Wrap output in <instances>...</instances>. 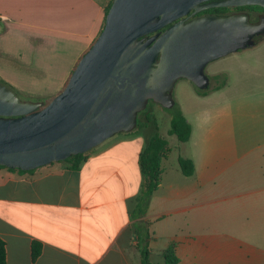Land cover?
<instances>
[{
	"label": "crops",
	"instance_id": "crops-1",
	"mask_svg": "<svg viewBox=\"0 0 264 264\" xmlns=\"http://www.w3.org/2000/svg\"><path fill=\"white\" fill-rule=\"evenodd\" d=\"M110 2L0 0V78L26 101L49 102L99 35ZM260 61L212 74L228 79L200 105L196 178H163V159L160 185L136 219L138 157L158 132L146 116L139 130L90 150L78 170L64 162L32 175L0 169L5 264H141L138 222L149 223L150 256L173 243L180 264H264V73L248 75L264 70V49ZM33 241L42 247L35 261Z\"/></svg>",
	"mask_w": 264,
	"mask_h": 264
},
{
	"label": "water",
	"instance_id": "water-1",
	"mask_svg": "<svg viewBox=\"0 0 264 264\" xmlns=\"http://www.w3.org/2000/svg\"><path fill=\"white\" fill-rule=\"evenodd\" d=\"M264 0H112L104 26L48 103L22 101L0 82V166L29 171L132 132L149 101L165 109L185 79L208 87L206 66L254 46L264 19L206 14Z\"/></svg>",
	"mask_w": 264,
	"mask_h": 264
},
{
	"label": "trees",
	"instance_id": "trees-1",
	"mask_svg": "<svg viewBox=\"0 0 264 264\" xmlns=\"http://www.w3.org/2000/svg\"><path fill=\"white\" fill-rule=\"evenodd\" d=\"M104 11V20L105 16L110 8V5ZM230 11L232 12H244V13H264V8L258 6H244V7H237V8H214L210 10L203 11L202 13L198 14H217V15H226ZM104 26V22H103ZM102 26V28H103ZM102 30V29H101ZM101 32V31H100ZM258 43L256 40L254 46ZM218 77V76H216ZM225 85V79L217 86L216 89L223 87ZM194 89L197 94L204 95L205 90H198L195 86ZM48 103V102H47ZM46 104V103H45ZM145 110L142 111L140 114H145ZM146 121L148 119L146 118ZM143 127V124L138 121L136 128L133 130H139ZM192 133V128L186 118L183 116L181 111H177L170 119L168 135L175 136L176 139L180 143H186L189 141L190 136ZM170 147L168 141L163 138L159 133H154V135L148 140L144 149L140 152L138 157V165L140 169V173L142 175V190L140 195L136 198V205L133 212V218H138L144 214L145 209L147 208L150 198L154 194V192L158 189L161 177H162V160L166 159L170 153ZM88 152L84 154H77L74 156L69 157L64 163L71 170H78L79 167L87 160ZM178 166L183 176L191 177L194 174L195 167L194 163L191 159L179 157L178 158ZM0 169H6L10 172L18 173L19 175H32L37 169L23 171L20 169H10L6 167L0 166ZM136 231V249L138 250L140 257H141V264H153L149 260L150 251L148 248V243L150 239V232H149V223L147 222H138L135 225ZM41 244L37 241H33L31 244V259L35 261L41 253ZM175 246L171 243L166 250L163 251L161 254L163 258V264H180L178 259L175 255ZM0 264H5V244L0 239Z\"/></svg>",
	"mask_w": 264,
	"mask_h": 264
},
{
	"label": "rangeland",
	"instance_id": "rangeland-1",
	"mask_svg": "<svg viewBox=\"0 0 264 264\" xmlns=\"http://www.w3.org/2000/svg\"><path fill=\"white\" fill-rule=\"evenodd\" d=\"M257 41L258 43L251 48L240 50L238 51L239 53L235 52L229 54L225 57L210 62L206 66L204 72L209 78V83L208 87L205 89L204 95L197 94L191 82L185 79H180L175 83L171 92L172 99L174 100L173 107H171L170 109H165L157 103L149 101L145 109V114L141 116L140 114H138L137 122H140V120H142L144 116H146L148 121L152 122V124L155 125V128L158 130L157 133H160L161 135L166 137L169 142V147L171 151L168 155L167 160L163 163V178H196L195 176L185 177L182 175L178 166V158L187 157L194 160L197 164L199 162L198 123L200 115V105L202 104V101L205 100L203 96L213 94V91L217 90L216 87L220 86L224 79L225 83L228 79L224 73L217 75L218 77L212 76V74L215 72H219L222 69L235 66L237 64L238 59H243V61L251 67L257 66V63L261 62L260 60L262 58V49H264V39L260 38L257 39ZM236 54L240 55L236 57ZM245 56H249V58L245 59ZM263 73L264 70L257 69L255 72L249 73L248 75L251 80H259L263 79ZM0 82L9 86L4 80H2V78H0ZM9 87L12 88V90H14L18 94L19 98L22 101H26V98L19 94L15 90V88L11 86ZM63 88L57 94H59L63 90ZM177 111L184 112L187 121H189L192 127L191 138L186 143H180L175 136L167 135L170 119ZM160 251V247L156 246L154 254H152L149 258L151 263L163 264V258L159 255Z\"/></svg>",
	"mask_w": 264,
	"mask_h": 264
},
{
	"label": "flooded vegetation",
	"instance_id": "flooded-vegetation-1",
	"mask_svg": "<svg viewBox=\"0 0 264 264\" xmlns=\"http://www.w3.org/2000/svg\"><path fill=\"white\" fill-rule=\"evenodd\" d=\"M209 10H210V9H209ZM201 13H202V12H201ZM234 13H237V12H232V11H230V12H229L228 14H226V15L234 14ZM247 14H249L250 22H252V23H258V22L261 21V19H264V13H247ZM202 15H206V14H201L200 16H202ZM196 17H198V16L196 15ZM260 38L264 39V33H262V34H260V35H258V36H256V37H254V39H253L254 43H255V41H256L257 39H260Z\"/></svg>",
	"mask_w": 264,
	"mask_h": 264
}]
</instances>
